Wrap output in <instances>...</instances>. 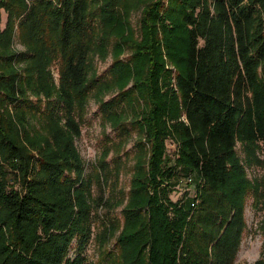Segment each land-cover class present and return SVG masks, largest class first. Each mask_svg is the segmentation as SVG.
Here are the masks:
<instances>
[{"label": "trees", "instance_id": "16d2710c", "mask_svg": "<svg viewBox=\"0 0 264 264\" xmlns=\"http://www.w3.org/2000/svg\"><path fill=\"white\" fill-rule=\"evenodd\" d=\"M15 33L25 50L12 49ZM109 48L107 74H94L89 53ZM55 59L57 84L47 68ZM90 93L119 135L139 133L123 226L102 264H232L245 199L263 187L246 176L236 145L246 162L259 160L264 0H0V264H85L94 203L107 202L101 194L92 205L74 142ZM168 135L180 143L173 166ZM107 153L100 188L110 182ZM176 168L201 177L192 208L161 185Z\"/></svg>", "mask_w": 264, "mask_h": 264}, {"label": "rangeland", "instance_id": "374dc122", "mask_svg": "<svg viewBox=\"0 0 264 264\" xmlns=\"http://www.w3.org/2000/svg\"><path fill=\"white\" fill-rule=\"evenodd\" d=\"M140 10H133L129 20L136 30L139 26ZM6 18L5 11H1V26L4 25ZM12 49L16 51L25 50L24 43L15 33L11 41ZM130 50H126L121 54L123 57L128 56ZM89 65L94 74L105 76L109 65L112 63L114 56L111 48L105 56H100L98 52L91 51L89 53ZM19 71L23 72L24 61L15 62ZM58 59L52 61L48 69H50L54 82L58 83ZM113 94L114 90L103 93V99H108ZM98 97L89 94L86 107L83 114L77 115L80 122V135L75 137V144L79 150L84 162V174L86 177H91L90 199L93 205L97 197L103 194L107 198V202L101 205L94 203L92 216V233L86 244L85 264H102L103 254L106 251H113L116 246V238L120 229L123 226L122 207L127 202V190L129 188L132 166L135 160V152L137 147L135 143L139 139V133L135 128H130L126 136L119 135L115 128L110 123H105L101 118L98 109ZM30 120L35 126H41L38 118L31 117ZM42 127V126H41ZM122 141V143H121ZM170 143H175L174 148ZM180 143L172 135H168L165 139V161L166 166H173L176 158L179 155ZM108 150L106 159L110 167V182L100 188L95 172L98 170L97 162L103 151ZM36 154V151H33ZM236 152L244 164L246 176L251 180L261 181L263 187L260 195H255L252 191L248 193L244 205L245 224L240 235L235 257L232 264H254L259 260L264 261V141L259 143L254 152L259 158L258 161L248 163L245 161V152L240 143L236 145ZM117 157L119 163V173L116 174L114 162ZM170 177H166L161 182V185L167 184L171 186L173 176L178 172H185L179 168L175 169ZM190 172V171H189ZM10 182L14 179L9 175ZM198 190V189H197ZM173 201V200H172ZM197 203V202H196ZM196 205V204H195ZM105 223H110L111 230L108 234H104ZM101 234V240L98 236Z\"/></svg>", "mask_w": 264, "mask_h": 264}, {"label": "built area", "instance_id": "2783aa9c", "mask_svg": "<svg viewBox=\"0 0 264 264\" xmlns=\"http://www.w3.org/2000/svg\"><path fill=\"white\" fill-rule=\"evenodd\" d=\"M174 148L175 143H170ZM170 197L173 201L181 199L182 201H188L191 208L195 206L198 201V184L201 177L195 171L190 172H178L173 176Z\"/></svg>", "mask_w": 264, "mask_h": 264}]
</instances>
